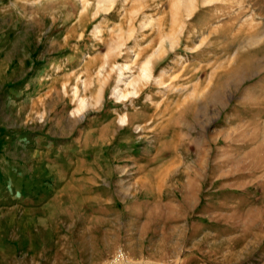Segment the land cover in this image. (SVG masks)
<instances>
[{"label": "rangeland", "instance_id": "rangeland-1", "mask_svg": "<svg viewBox=\"0 0 264 264\" xmlns=\"http://www.w3.org/2000/svg\"><path fill=\"white\" fill-rule=\"evenodd\" d=\"M0 264H264V0H0Z\"/></svg>", "mask_w": 264, "mask_h": 264}, {"label": "bare ground", "instance_id": "bare-ground-1", "mask_svg": "<svg viewBox=\"0 0 264 264\" xmlns=\"http://www.w3.org/2000/svg\"><path fill=\"white\" fill-rule=\"evenodd\" d=\"M172 34V33H171ZM168 36V39H169V42L172 47L175 46L174 44V39L170 36V35H167ZM174 37V35H173ZM163 44V43H162ZM154 63V60H153V57H149L146 61H144L141 66H140V71H141V74L140 77H134L132 79L129 80V82H125V83H128L130 85H137L138 84V81H139V78L143 77V78H152L153 77V64ZM126 67H129L128 65H122V74H124L123 70L126 68ZM127 69V68H126ZM120 81H125V79L122 77L120 79ZM121 90L120 89H116L115 90V94L117 95H120L122 94V92H120ZM83 107V105H82ZM127 118V117H126Z\"/></svg>", "mask_w": 264, "mask_h": 264}]
</instances>
